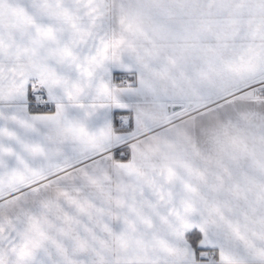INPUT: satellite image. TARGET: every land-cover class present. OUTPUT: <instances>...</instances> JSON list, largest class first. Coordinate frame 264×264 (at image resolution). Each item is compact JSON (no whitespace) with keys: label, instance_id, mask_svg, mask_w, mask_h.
<instances>
[{"label":"snow or ice","instance_id":"6c2138e0","mask_svg":"<svg viewBox=\"0 0 264 264\" xmlns=\"http://www.w3.org/2000/svg\"><path fill=\"white\" fill-rule=\"evenodd\" d=\"M0 264H264V0H0Z\"/></svg>","mask_w":264,"mask_h":264}]
</instances>
